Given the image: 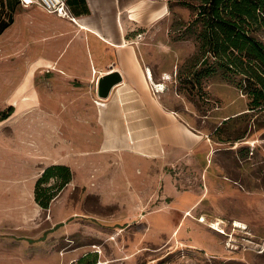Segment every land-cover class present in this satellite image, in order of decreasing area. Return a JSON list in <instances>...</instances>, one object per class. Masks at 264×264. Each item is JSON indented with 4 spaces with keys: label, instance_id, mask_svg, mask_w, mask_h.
<instances>
[{
    "label": "rangeland",
    "instance_id": "1",
    "mask_svg": "<svg viewBox=\"0 0 264 264\" xmlns=\"http://www.w3.org/2000/svg\"><path fill=\"white\" fill-rule=\"evenodd\" d=\"M197 3L190 0V14H171L167 36L155 35L170 53H157L154 67L171 69L169 57H180L163 101L210 148L208 156L196 151L195 169L170 171L180 188L195 189L192 200L164 194L158 180H146L154 172L124 154L126 146L107 147L106 131L81 124L94 120L92 97H107L97 96L96 81L81 83L50 67L54 53L44 63L42 43L49 35L54 40L53 30L48 35L35 25L19 30L16 40L0 36V110L22 108L0 123V264H75L82 256L96 259L93 264H264V110L248 109L247 95L219 69L193 78L205 66L190 65L200 27L191 4ZM27 91L39 98L36 106L49 109L36 115L46 118L45 131L27 128ZM114 134V142L124 136ZM48 162L67 164L72 175L44 208L33 189Z\"/></svg>",
    "mask_w": 264,
    "mask_h": 264
},
{
    "label": "crops",
    "instance_id": "2",
    "mask_svg": "<svg viewBox=\"0 0 264 264\" xmlns=\"http://www.w3.org/2000/svg\"><path fill=\"white\" fill-rule=\"evenodd\" d=\"M67 4L72 17L47 11L34 1L0 0V36L11 33L16 40L19 30L35 25L41 26L48 35L53 30L54 40H50L52 35H49L42 43L44 63H48V54L54 53L56 61H49L50 67L81 83L96 81V92L98 80L104 74L109 73L108 80L120 78L111 87L106 100L92 97L94 103L90 110L94 120L81 124L89 125L90 128H86L96 132L106 131L104 144L107 147L126 146L122 149L124 154H134V160L141 159L137 163H144L145 171L154 172L144 178L155 185L158 180L164 194H187L192 200L195 189L180 188L170 171L176 166L195 169L199 163L194 160L196 151L208 156L210 148L202 135L163 101L164 84L172 77V68L177 66L180 57L168 56L172 61L169 63L171 69L160 64L162 69L154 71L157 53H170L168 43L156 42L155 35L167 36L171 14H190V0H68ZM38 15L43 18L40 23ZM30 64L33 69L34 62ZM85 98L88 103L89 98ZM38 99L33 91H27L29 117L26 124L31 131L35 128L47 130L46 118L36 115L49 113V109L36 106ZM11 105L13 111L0 123L21 114L22 108ZM78 110L84 112V107L76 108V113H80ZM113 132L124 136L114 142ZM96 140L98 146L97 136ZM124 158L127 162V157ZM52 163L63 162L45 163L35 176ZM206 169L207 165L202 164L201 172ZM9 191L14 195L19 193L18 188Z\"/></svg>",
    "mask_w": 264,
    "mask_h": 264
},
{
    "label": "trees",
    "instance_id": "3",
    "mask_svg": "<svg viewBox=\"0 0 264 264\" xmlns=\"http://www.w3.org/2000/svg\"><path fill=\"white\" fill-rule=\"evenodd\" d=\"M191 6L195 14L193 21H200V27L194 30L197 52L190 65H205L193 71V78L199 81L219 69L247 95L248 109L264 110V0H198ZM13 108L10 104L1 109L0 120ZM71 175L66 164L45 166L34 182L35 201L48 207ZM87 258L82 256L75 264L96 261Z\"/></svg>",
    "mask_w": 264,
    "mask_h": 264
},
{
    "label": "built area",
    "instance_id": "4",
    "mask_svg": "<svg viewBox=\"0 0 264 264\" xmlns=\"http://www.w3.org/2000/svg\"><path fill=\"white\" fill-rule=\"evenodd\" d=\"M30 1L39 3L47 11L55 12L65 17H72L67 4L68 0H25L27 3ZM216 224H219V222H216Z\"/></svg>",
    "mask_w": 264,
    "mask_h": 264
},
{
    "label": "water",
    "instance_id": "5",
    "mask_svg": "<svg viewBox=\"0 0 264 264\" xmlns=\"http://www.w3.org/2000/svg\"><path fill=\"white\" fill-rule=\"evenodd\" d=\"M109 73L104 74L99 80H98V84H97V92L98 95L101 97H106L111 89V87L120 80V78H118V80H108ZM106 78V80H105Z\"/></svg>",
    "mask_w": 264,
    "mask_h": 264
},
{
    "label": "bare ground",
    "instance_id": "6",
    "mask_svg": "<svg viewBox=\"0 0 264 264\" xmlns=\"http://www.w3.org/2000/svg\"><path fill=\"white\" fill-rule=\"evenodd\" d=\"M156 85H159V84H156ZM213 224H215V223H213ZM235 224L240 225L239 221H235Z\"/></svg>",
    "mask_w": 264,
    "mask_h": 264
}]
</instances>
